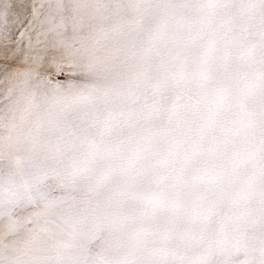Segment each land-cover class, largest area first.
I'll list each match as a JSON object with an SVG mask.
<instances>
[{
  "label": "snow or ice",
  "instance_id": "6c2138e0",
  "mask_svg": "<svg viewBox=\"0 0 264 264\" xmlns=\"http://www.w3.org/2000/svg\"><path fill=\"white\" fill-rule=\"evenodd\" d=\"M0 264H264V0H0Z\"/></svg>",
  "mask_w": 264,
  "mask_h": 264
}]
</instances>
